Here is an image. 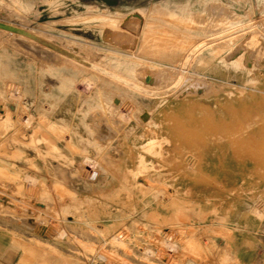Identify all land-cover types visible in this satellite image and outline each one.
I'll return each instance as SVG.
<instances>
[{
	"label": "rangeland",
	"instance_id": "1",
	"mask_svg": "<svg viewBox=\"0 0 264 264\" xmlns=\"http://www.w3.org/2000/svg\"><path fill=\"white\" fill-rule=\"evenodd\" d=\"M0 25V264H264V0H0Z\"/></svg>",
	"mask_w": 264,
	"mask_h": 264
},
{
	"label": "bare ground",
	"instance_id": "2",
	"mask_svg": "<svg viewBox=\"0 0 264 264\" xmlns=\"http://www.w3.org/2000/svg\"><path fill=\"white\" fill-rule=\"evenodd\" d=\"M93 8V7H92ZM97 9V8H96ZM168 9V8H167ZM180 10H172V14L174 15H180ZM169 13V12H168ZM162 14V12H161ZM166 16H170V15H167L165 14ZM98 17V19H100V21H102V23L104 24V26L107 27V29L109 30H112L114 32H117V33H123V32H127V31H132V28H131V22L129 20V18H127L126 16L124 15H121V14H116V15H113V14H109L107 13V11L105 12H102V13H99L96 15ZM157 17V16H156ZM172 17V16H171ZM159 18V16H158ZM164 18V17H163ZM167 18V17H166ZM166 18L164 20H166ZM187 18V17H185ZM184 18V19H185ZM132 19V18H131ZM175 20L177 21V17L174 19V23L176 24ZM187 20V19H186ZM184 21V20H183ZM189 21V19H188ZM224 21V20H223ZM173 23V22H172ZM191 23V22H189ZM133 25V23H132ZM135 25V24H134ZM178 25V24H177ZM1 28H5L3 25H0ZM133 27V26H132ZM137 27V26H136ZM140 27V26H139ZM202 27V26H201ZM14 28V27H13ZM156 29H159L165 33L167 32H170L171 34L173 33L172 31L174 30H170L168 28H164L163 26H160V25H157V23L153 22V21H150L147 26H146V32H153L154 30ZM198 29V28H197ZM236 29V28H235ZM134 31V30H133ZM175 33H177L176 31H174ZM183 34H186V35H190V33L187 31H184L183 30ZM223 34V33H222ZM217 36V35H216ZM235 36V35H234ZM148 36H146L147 38ZM151 37V36H150ZM149 37V38H150ZM160 37V35H159ZM240 37V36H239ZM154 39H157V38H154ZM179 39V38H178ZM149 40V39H148ZM163 40V39H162ZM202 40V39H201ZM150 41V40H149ZM209 41V40H208ZM207 41V42H208ZM172 42V41H171ZM206 42V41H205ZM173 43V42H172ZM70 47V46H68ZM74 47V46H73ZM71 50V49H70ZM74 50V49H73ZM72 50V51H73ZM78 49L74 52H77ZM191 52V51H190ZM83 53V52H82ZM81 53V54H82ZM188 54V53H187ZM86 55V54H85ZM189 55V54H188ZM80 57V56H79ZM186 58V57H185ZM193 59V58H192ZM191 59V60H192ZM248 59V58H247ZM83 60V59H82ZM186 60V59H185ZM238 60V59H237ZM264 60V59H263ZM75 61V60H74ZM87 61V60H86ZM239 61V60H238ZM241 61V60H240ZM117 62V61H116ZM202 60H197L195 61V64H198V63H201ZM89 63V62H88ZM119 63V61L117 62ZM180 63V62H179ZM188 63V62H187ZM235 63V61H234ZM184 64V63H183ZM182 64V65H183ZM238 64V63H237ZM120 65H121V62H120ZM124 65H126V69H128L129 73L131 74V76H133V80H134V84H138V85H141V87H147L149 86V84H155L156 82H163L165 84L167 83H172V84H179L181 81H183L184 78V75L185 74V71L184 69H180V68H173L172 70H164L163 72H161L160 70H157L155 68H152V66H147V65H136V64H133L132 63L130 64L129 63H125ZM190 66V65H189ZM187 67V66H186ZM183 68V67H182ZM180 70V71H179ZM188 74V72H187ZM187 76V75H186ZM189 79V75H188V78ZM192 79V78H191ZM195 81V80H194ZM182 83V82H181ZM196 83V81H195ZM198 83V82H197ZM201 83V82H199ZM129 86L128 88L130 89L131 88V85H127ZM120 88V87H119ZM118 88L117 92L115 95H113L111 97V99L108 101V105L113 109V110H117L119 111L120 109L124 108L128 105L127 102H126V99L125 97H127L125 95V89L124 90H120ZM123 89V88H122ZM146 89V88H144ZM204 92V91H203ZM102 98V97H101ZM103 102V101H102ZM132 102V101H131ZM103 108V106H102ZM101 108V109H102ZM105 108V107H104ZM107 109V108H106ZM125 112V111H124ZM123 112V113H124ZM127 113H129V110L127 111ZM125 113L124 116H127L128 114ZM107 117V116H106ZM112 118V117H111ZM138 118L140 120V122L145 125L146 127L150 128L151 130L153 131H157V124H155V122L153 121V116H152V111L150 112L149 110H142L139 115H138ZM127 119V117H126ZM28 125V124H27ZM180 129V128H179ZM189 130V129H188ZM214 131V130H213ZM223 131V130H222ZM228 131V130H227ZM230 131V130H229ZM105 132V131H104ZM211 132H212V129H211ZM239 132V131H238ZM250 132V131H249ZM106 133V132H105ZM188 131L187 129H181L180 131L179 130H173L171 131V134H172V138L173 140H180V139H184L186 136L185 134L187 135ZM221 134L224 133V132H220ZM228 133V132H227ZM231 133V132H230ZM239 133H242V132H239ZM101 134V133H100ZM103 134V133H102ZM193 134V133H192ZM213 134V133H212ZM226 134V133H225ZM238 134V133H237ZM236 134V135H237ZM232 134H230L231 136ZM221 137V135H218ZM250 136V135H249ZM226 137V136H225ZM229 137V136H228ZM253 137V136H252ZM223 138V136H222ZM239 138V137H238ZM243 138V137H242ZM241 138V140H242ZM233 139H235L233 137ZM252 140V139H251ZM155 141V140H154ZM183 141V140H182ZM239 141V140H238ZM254 141V140H253ZM157 142V141H156ZM158 143V142H157ZM253 143V142H252ZM149 144V143H148ZM148 144L146 145V147L148 146ZM154 142H151L149 144V146L147 147L148 150H150L153 146H154ZM53 145V144H52ZM54 147V146H53ZM71 147V146H70ZM57 148V147H55ZM72 148V147H71ZM234 151V150H233ZM153 153V152H152ZM140 164L143 165L144 164V160L141 159L140 160ZM143 168V167H142ZM108 180V179H107ZM168 235H166V238H167V245L169 246L170 250L169 252L171 253L173 248H175V245H174V241H175V238L173 237V234L172 232H168L167 233ZM124 238V234H120L119 236V240H122ZM210 248L207 249V250H204L201 245L200 247L202 248V250L206 253H210L214 250V241L210 238ZM232 256L237 258L239 260V256L237 253H235V251H232ZM103 258V257H102ZM228 264V263H227Z\"/></svg>",
	"mask_w": 264,
	"mask_h": 264
},
{
	"label": "built area",
	"instance_id": "3",
	"mask_svg": "<svg viewBox=\"0 0 264 264\" xmlns=\"http://www.w3.org/2000/svg\"><path fill=\"white\" fill-rule=\"evenodd\" d=\"M200 245L204 250H207L210 248V238L209 237H202L200 240Z\"/></svg>",
	"mask_w": 264,
	"mask_h": 264
}]
</instances>
